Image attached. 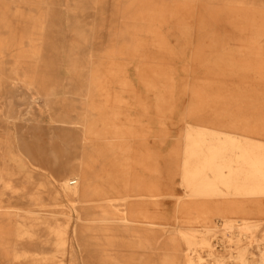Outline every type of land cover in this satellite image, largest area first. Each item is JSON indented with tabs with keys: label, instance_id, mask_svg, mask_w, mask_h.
I'll return each mask as SVG.
<instances>
[{
	"label": "rangeland",
	"instance_id": "obj_1",
	"mask_svg": "<svg viewBox=\"0 0 264 264\" xmlns=\"http://www.w3.org/2000/svg\"><path fill=\"white\" fill-rule=\"evenodd\" d=\"M204 130L264 148V0H0V264H264V176ZM185 142L257 193L189 196Z\"/></svg>",
	"mask_w": 264,
	"mask_h": 264
},
{
	"label": "bare ground",
	"instance_id": "obj_2",
	"mask_svg": "<svg viewBox=\"0 0 264 264\" xmlns=\"http://www.w3.org/2000/svg\"><path fill=\"white\" fill-rule=\"evenodd\" d=\"M202 133L204 135H210V138L218 142L219 145L223 147L226 146L225 149L228 151L229 159L247 160L250 162L253 172L264 176V169L261 170L258 167V164H261L264 168V148L260 154H258L253 150H248V145L253 142L248 137L239 136V138L235 135L225 134L220 138L219 135L213 131L204 130ZM257 146L259 145H256V147ZM222 157L218 154L213 155L200 149L198 150L193 143H184L181 157V186L188 190L189 196L208 197L212 195H226V193L231 192L235 194L257 193L254 188L242 186L238 180L232 178L235 177L236 174L231 168L221 165L219 160H221L220 158ZM225 169L227 171H225ZM100 181L103 189L107 188L110 193L116 192L117 188H115L116 186L111 180V174L104 170H92L89 168L86 172H78L73 167L63 173L57 172L55 175V183L58 191L69 201L75 198L85 199L90 195L100 196ZM7 188L11 187L7 186ZM57 194L58 193L55 191L54 197H56ZM83 209L88 211L100 210V204L86 206L83 207ZM92 211L88 212V214L90 215ZM57 234L56 232L55 235L57 236ZM57 241L58 238H56V244L58 243ZM187 261L189 262V259H187Z\"/></svg>",
	"mask_w": 264,
	"mask_h": 264
}]
</instances>
